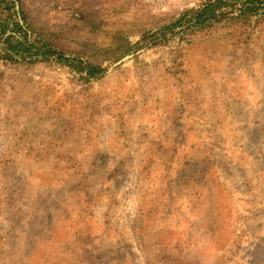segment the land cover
<instances>
[{
	"label": "rangeland",
	"instance_id": "rangeland-1",
	"mask_svg": "<svg viewBox=\"0 0 264 264\" xmlns=\"http://www.w3.org/2000/svg\"><path fill=\"white\" fill-rule=\"evenodd\" d=\"M204 1L23 0L84 56ZM186 39L0 61V264H264V17Z\"/></svg>",
	"mask_w": 264,
	"mask_h": 264
},
{
	"label": "trees",
	"instance_id": "trees-1",
	"mask_svg": "<svg viewBox=\"0 0 264 264\" xmlns=\"http://www.w3.org/2000/svg\"><path fill=\"white\" fill-rule=\"evenodd\" d=\"M99 18V15H97ZM264 17V0H206L198 7L185 9L178 16L154 17L148 21L140 38L131 42L126 31L112 32L105 48H99L89 56L79 51L64 49L56 41V33L47 29L23 0H0V61L3 63L46 62L50 59L74 67L85 74V78L100 75L105 70V60L115 61L134 48L157 45L168 41L174 35L192 38L196 34L209 32L225 24L238 32L250 21ZM79 27H95L91 18L84 15L71 18ZM103 23V19H99ZM104 24V23H103Z\"/></svg>",
	"mask_w": 264,
	"mask_h": 264
},
{
	"label": "water",
	"instance_id": "water-1",
	"mask_svg": "<svg viewBox=\"0 0 264 264\" xmlns=\"http://www.w3.org/2000/svg\"><path fill=\"white\" fill-rule=\"evenodd\" d=\"M128 58H129V55H127V56L123 57L122 59H120L119 61H117L116 64H119V63H121L122 61H124V60H126Z\"/></svg>",
	"mask_w": 264,
	"mask_h": 264
}]
</instances>
